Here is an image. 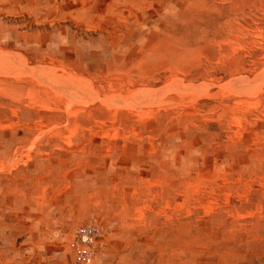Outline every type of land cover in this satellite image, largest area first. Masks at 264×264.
Wrapping results in <instances>:
<instances>
[{
	"label": "rangeland",
	"instance_id": "obj_1",
	"mask_svg": "<svg viewBox=\"0 0 264 264\" xmlns=\"http://www.w3.org/2000/svg\"><path fill=\"white\" fill-rule=\"evenodd\" d=\"M0 264H264V0H0Z\"/></svg>",
	"mask_w": 264,
	"mask_h": 264
},
{
	"label": "built area",
	"instance_id": "obj_2",
	"mask_svg": "<svg viewBox=\"0 0 264 264\" xmlns=\"http://www.w3.org/2000/svg\"><path fill=\"white\" fill-rule=\"evenodd\" d=\"M100 231V225L93 222L80 224L76 227L71 246L74 259L77 262L87 263L91 261Z\"/></svg>",
	"mask_w": 264,
	"mask_h": 264
}]
</instances>
